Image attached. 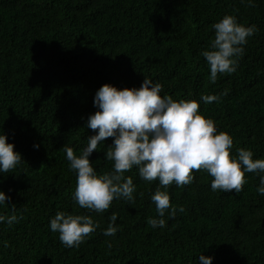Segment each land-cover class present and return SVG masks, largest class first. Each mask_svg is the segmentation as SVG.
I'll return each mask as SVG.
<instances>
[{"label": "trees", "instance_id": "obj_1", "mask_svg": "<svg viewBox=\"0 0 264 264\" xmlns=\"http://www.w3.org/2000/svg\"><path fill=\"white\" fill-rule=\"evenodd\" d=\"M252 3L0 0V134L22 154L13 172L0 171V190L9 197L0 215L22 217L11 226L0 222V264H203L201 255L211 264H264V195L257 191L264 173H245L237 193L213 191L204 170H193L189 185L164 189L134 166L124 175L133 179L135 203L121 197L96 212L74 199L77 173L64 151L81 155L97 134L87 122L104 84L139 88L148 78L162 84V96L198 101L199 114L233 138V157L244 148L264 159V0ZM226 14L257 31L236 71L212 83L201 53ZM204 95L219 100L205 103ZM113 141L90 155L97 174L113 171L106 159ZM157 188L177 208L162 227L148 224L159 218L151 199ZM58 212L90 216L99 227L79 247H67L50 228ZM113 213L117 231L105 235Z\"/></svg>", "mask_w": 264, "mask_h": 264}, {"label": "clouds", "instance_id": "obj_2", "mask_svg": "<svg viewBox=\"0 0 264 264\" xmlns=\"http://www.w3.org/2000/svg\"><path fill=\"white\" fill-rule=\"evenodd\" d=\"M248 2L250 7L254 6L252 0ZM213 27L211 48L201 53L210 66L212 83L218 74L236 71L237 57L244 53L243 45L257 31L255 25L245 26L230 14ZM162 90V84L145 78L139 88L119 89L106 83L96 92L94 105L98 111L89 116L87 127L97 134L88 138L81 155L72 147L64 148L70 168L77 173L74 199L80 208L104 212L114 199L121 197L135 203L133 179L124 175L134 166L143 180H159L164 189L173 183L179 187L189 185L194 180L193 170H204L213 177V191L237 193L247 183L245 173H264V159H253L251 150L240 148L237 156L231 155L233 138L227 132H218L212 119L199 114L198 101H175L171 96H162ZM222 95H227V90ZM202 99L210 104L218 101L219 96L204 95ZM108 138L114 141L107 148L106 159L114 162V168L111 173L97 174L90 155ZM21 160L22 154L8 143L7 135L0 134V171L13 172ZM257 191L264 195V176ZM8 199L0 190V204ZM151 199L159 218H149L148 224L165 226V214L175 217L177 208L172 206L169 193L160 188ZM179 211L184 212L185 208L180 206ZM20 218L13 212L8 217L0 215V222L6 220L11 226ZM110 219L112 223L105 235H115L117 231V214L113 213ZM98 227L90 216L64 212H58L50 222L51 230L59 233L60 241L67 247H79ZM200 260L211 264L212 258L201 255Z\"/></svg>", "mask_w": 264, "mask_h": 264}]
</instances>
